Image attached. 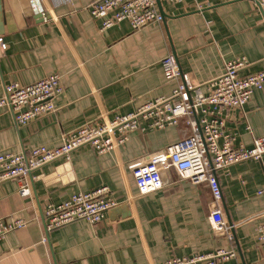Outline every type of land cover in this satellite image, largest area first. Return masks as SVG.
Instances as JSON below:
<instances>
[{
    "label": "crops",
    "instance_id": "obj_1",
    "mask_svg": "<svg viewBox=\"0 0 264 264\" xmlns=\"http://www.w3.org/2000/svg\"><path fill=\"white\" fill-rule=\"evenodd\" d=\"M95 0H0V98L4 87L29 85L50 74L63 91L55 112L24 126L0 107V153L20 154L36 147L56 148L65 133L133 112L148 101L169 97L160 61L177 59L181 74L206 93L209 81L227 62L244 58L240 75L264 71V8L251 0H186L162 3L160 24L133 31L119 22L99 31L89 15ZM200 113L197 114V116ZM234 146H252L264 136V89L241 109L221 113ZM129 134L125 143L97 154L90 147L29 173L28 197L21 182L0 183V221L26 225L0 238V264H163L218 249L235 250L239 264H264V243L256 240L264 224V154L216 172L224 221L233 242L212 232L214 209L206 184L180 181L173 170L161 174L163 187L138 195L132 163L147 159L190 133L186 118L163 130ZM107 187L117 206L97 224L77 221L46 232L43 209L75 193Z\"/></svg>",
    "mask_w": 264,
    "mask_h": 264
},
{
    "label": "built area",
    "instance_id": "obj_2",
    "mask_svg": "<svg viewBox=\"0 0 264 264\" xmlns=\"http://www.w3.org/2000/svg\"><path fill=\"white\" fill-rule=\"evenodd\" d=\"M186 0H160L161 4H182ZM264 8V0H251ZM89 15L101 21L100 32L116 23L127 22L133 31L150 24H160L163 19L155 0H95L88 7ZM4 50L5 45L1 44ZM247 65L244 58L227 62L224 72L209 81L206 93L191 84L189 78L180 73L172 55L160 61L164 78L176 82L169 97L148 101L133 112L115 116L96 125H83L65 133L60 146L49 149L41 146L20 154L0 153V183L18 179L21 185L18 195H30L25 179L29 173L70 155L82 147H90L95 153L111 151L125 143L130 133L146 129L163 130L174 126L178 118H186L190 133L161 151L147 156L146 160L132 163V173L138 195H146L163 187L161 174L173 170L180 181L194 185L206 184L214 209L208 222L213 233L233 242L232 225H227L220 207L221 191L216 172L235 163L260 160L264 154V136L253 138L252 146H234L235 135L225 134L221 113L230 109H241L255 91L264 89V71L240 75ZM63 91L60 76L50 74L29 85L11 83L4 87L0 107L13 115L17 126L55 112L54 99ZM200 113V116L197 114ZM117 200L107 187L89 192L75 193L60 204L47 203L42 217L46 232L57 230L77 221L89 224L101 222L108 211L117 206ZM22 220L0 221V238L6 233L23 228ZM256 240L264 243V224L257 229ZM163 264H239L234 249H218L211 253L195 254L188 258H173Z\"/></svg>",
    "mask_w": 264,
    "mask_h": 264
},
{
    "label": "water",
    "instance_id": "obj_3",
    "mask_svg": "<svg viewBox=\"0 0 264 264\" xmlns=\"http://www.w3.org/2000/svg\"><path fill=\"white\" fill-rule=\"evenodd\" d=\"M155 2H156V5H157V8H158V10H159V13L161 14V16H162V19H163V21H164V17H165V15H164V13H163V11H162V4H161V2H160V0H155ZM162 21V22H163ZM1 25V24H0ZM1 28V27H0ZM175 57V56H174ZM173 57V58H174ZM176 58V57H175ZM174 58V60H175V62H176V64H177V66H178V68H179V65H178V62H177V59H175ZM179 71H180V69H179ZM181 73V72H180Z\"/></svg>",
    "mask_w": 264,
    "mask_h": 264
}]
</instances>
